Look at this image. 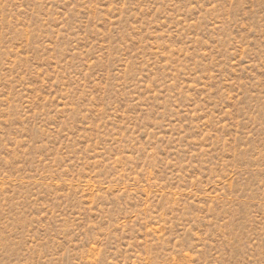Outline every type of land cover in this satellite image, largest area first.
I'll list each match as a JSON object with an SVG mask.
<instances>
[{
  "label": "rangeland",
  "instance_id": "rangeland-1",
  "mask_svg": "<svg viewBox=\"0 0 264 264\" xmlns=\"http://www.w3.org/2000/svg\"><path fill=\"white\" fill-rule=\"evenodd\" d=\"M0 264H264V0H0Z\"/></svg>",
  "mask_w": 264,
  "mask_h": 264
}]
</instances>
